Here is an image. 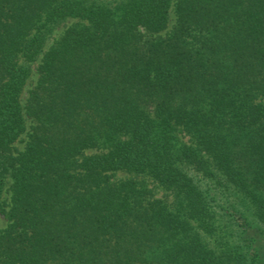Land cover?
<instances>
[{
	"label": "trees",
	"instance_id": "1",
	"mask_svg": "<svg viewBox=\"0 0 264 264\" xmlns=\"http://www.w3.org/2000/svg\"><path fill=\"white\" fill-rule=\"evenodd\" d=\"M1 217L0 264H264V0H0Z\"/></svg>",
	"mask_w": 264,
	"mask_h": 264
},
{
	"label": "rangeland",
	"instance_id": "2",
	"mask_svg": "<svg viewBox=\"0 0 264 264\" xmlns=\"http://www.w3.org/2000/svg\"><path fill=\"white\" fill-rule=\"evenodd\" d=\"M111 1V0H110ZM171 18H170V22H169V27L170 25H172L175 21V15H174V12L173 10L171 11ZM74 22H76V19H69L67 22H66V25L59 28L58 30H56L54 32V34L52 35V37L46 42L45 44V49H47L50 45H52L55 40L64 32L65 28L67 26H70L72 24H74ZM164 33V32H163ZM36 73L33 74L32 78L33 80L36 79ZM26 96V94L24 95V97ZM26 138V135L23 134L19 140L15 143V147L19 150L23 149L24 147V140ZM92 152H95V150H88V153H92ZM131 177H135L131 174H128V173H124V172H116L114 178H131ZM138 179H141L145 184L146 186L152 190V193L154 194L155 197H164L166 196V190L164 188H162L161 186H159L153 179L147 177V176H144L142 178H138ZM6 223V219L4 217H1L0 219V226H4ZM213 241V240H212ZM264 260V249L262 250V256H261Z\"/></svg>",
	"mask_w": 264,
	"mask_h": 264
}]
</instances>
